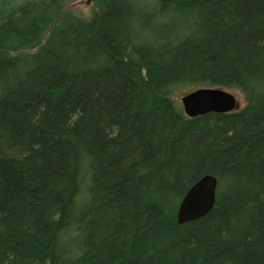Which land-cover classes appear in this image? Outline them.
<instances>
[{"label": "trees", "instance_id": "trees-1", "mask_svg": "<svg viewBox=\"0 0 264 264\" xmlns=\"http://www.w3.org/2000/svg\"><path fill=\"white\" fill-rule=\"evenodd\" d=\"M75 1L0 0V264H264V0ZM187 86L246 105L189 118Z\"/></svg>", "mask_w": 264, "mask_h": 264}, {"label": "water", "instance_id": "water-1", "mask_svg": "<svg viewBox=\"0 0 264 264\" xmlns=\"http://www.w3.org/2000/svg\"><path fill=\"white\" fill-rule=\"evenodd\" d=\"M184 113L189 118L216 113L236 112L237 99L223 88H199L181 98ZM218 180L205 175L183 197L177 214L179 224H186L206 216L214 207Z\"/></svg>", "mask_w": 264, "mask_h": 264}, {"label": "rangeland", "instance_id": "rangeland-1", "mask_svg": "<svg viewBox=\"0 0 264 264\" xmlns=\"http://www.w3.org/2000/svg\"><path fill=\"white\" fill-rule=\"evenodd\" d=\"M94 0H77L71 4H68L65 8L66 12L78 15L80 17L88 18L94 9ZM197 90L196 86H187L179 88L174 96L173 100L175 101L176 105L183 110V106L181 103V98L185 95ZM231 92L237 99V109L236 111L242 110L246 105V97L237 89H226ZM184 112V111H183Z\"/></svg>", "mask_w": 264, "mask_h": 264}]
</instances>
